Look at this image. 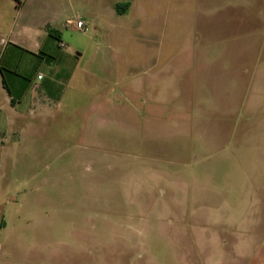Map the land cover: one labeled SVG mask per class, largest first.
<instances>
[{
    "label": "rangeland",
    "instance_id": "1",
    "mask_svg": "<svg viewBox=\"0 0 264 264\" xmlns=\"http://www.w3.org/2000/svg\"><path fill=\"white\" fill-rule=\"evenodd\" d=\"M0 1L14 16V0ZM31 1L36 9L50 3ZM70 1L55 0V11L64 13ZM72 1L75 22L95 9L99 21L115 26L94 37L104 56L87 77L89 99L99 94V104L109 106L79 131L69 121L26 133L20 145L0 138V264H206L190 255L194 238L202 250L210 246L208 231L195 232L190 216L210 225L263 226L264 5ZM120 1L132 10L107 18ZM235 13L259 18L260 27L247 31L230 19ZM188 61L192 74L197 70L194 98L181 97L190 75L173 68ZM254 62L255 83L245 75ZM236 69L244 73L238 79ZM212 241L210 262L223 264ZM258 248L245 255L264 264V243Z\"/></svg>",
    "mask_w": 264,
    "mask_h": 264
},
{
    "label": "crops",
    "instance_id": "2",
    "mask_svg": "<svg viewBox=\"0 0 264 264\" xmlns=\"http://www.w3.org/2000/svg\"><path fill=\"white\" fill-rule=\"evenodd\" d=\"M49 1L51 4L48 3L44 8L36 9L31 0H14L17 8L14 16L13 8L6 2L0 1V21H7L5 28L0 27V138L4 140L2 143H7L15 138L17 144L20 145L26 133H31L37 129L46 131L61 122H64L61 126H66L65 124L71 121L72 126H75L74 129L79 131L80 128H84L88 121H91L96 111H101V107H105L106 102L104 100L99 104L101 95L94 93L92 94L93 99H89L91 92L87 93L90 87L87 77L96 75L93 70L100 67V61L104 56L100 42L94 37L100 36L102 32L108 36L110 30H106L107 27L114 28L115 26L99 21V13L92 9L89 14L80 13L78 15L80 18L78 21L84 23L83 29H78L74 24L75 20L68 16L74 8V1L69 2L68 9L66 8L67 11L65 10L64 13L55 11L56 8L53 5L55 0ZM117 4H127L128 7H124L123 13H118ZM262 5H264V0H260L257 9L259 10ZM132 8L133 5L130 2H115L109 6L107 18L123 17ZM229 10L234 12L236 9L229 7ZM236 11L239 12L240 10ZM245 12L251 13L249 10ZM235 14L230 19L241 20L246 25L247 31L254 33L255 28L260 27L259 18L243 13ZM220 15L224 16L222 9ZM9 20L10 22H8ZM226 25L228 27V22ZM100 26L103 31H101ZM64 30L71 32L72 36L69 39L65 40ZM77 35L80 36L77 37ZM61 43H64L65 46L62 47ZM246 55L250 56V53H246ZM254 63L247 66L248 70L245 75H247L246 77L251 76L255 83L258 66ZM187 64L173 65V68H181L185 75L187 73L190 75L188 89L185 88L181 92V97L186 98L187 94L194 98L197 92V70L193 71L192 74L190 68L193 66L191 63L189 64V61ZM89 69H92V72ZM236 71L237 79L241 77V74L244 75L243 71L239 69ZM171 73L172 70L166 74ZM40 76L42 78H39ZM129 95L131 96V93ZM87 98L89 101L85 109L83 102ZM95 99L97 104L94 102ZM244 101L243 95L239 103L242 120L245 113H243L244 109L242 108ZM106 104L109 106L108 103ZM258 104L260 111H262L264 102L263 104L258 102ZM111 107L116 108L114 101L110 104ZM83 109L86 110V113ZM136 112H139L137 107L135 108ZM235 116L238 117L239 115ZM106 121L103 120V122ZM239 121L238 119L237 129L241 125ZM102 155L103 157L107 156V154ZM181 220L180 217L178 225L184 229L185 225L180 223ZM187 221L195 232L203 229L208 231L207 241L210 246L206 250H202L196 238L191 240L190 255L193 258L203 259L206 260V264H211L209 258L213 255L211 249L216 244L212 240H215L223 255V264H257L254 255L245 254L250 253L246 252L247 250L259 249V245L264 243V238L261 237L264 233L263 217L259 223L263 226L247 228L244 226L243 228L233 227L228 223L214 225L206 222L200 223L191 216ZM230 261L233 263H229Z\"/></svg>",
    "mask_w": 264,
    "mask_h": 264
},
{
    "label": "built area",
    "instance_id": "3",
    "mask_svg": "<svg viewBox=\"0 0 264 264\" xmlns=\"http://www.w3.org/2000/svg\"><path fill=\"white\" fill-rule=\"evenodd\" d=\"M74 24H76V26H77L78 29H83L84 23L82 21L74 22ZM61 44H62V47L65 46L64 43H61ZM39 78H42V76H40Z\"/></svg>",
    "mask_w": 264,
    "mask_h": 264
},
{
    "label": "trees",
    "instance_id": "4",
    "mask_svg": "<svg viewBox=\"0 0 264 264\" xmlns=\"http://www.w3.org/2000/svg\"><path fill=\"white\" fill-rule=\"evenodd\" d=\"M124 7H128V5L127 4H117L118 13H123L125 11Z\"/></svg>",
    "mask_w": 264,
    "mask_h": 264
}]
</instances>
